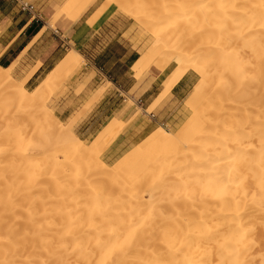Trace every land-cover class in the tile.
Masks as SVG:
<instances>
[{"label": "bare ground", "instance_id": "obj_1", "mask_svg": "<svg viewBox=\"0 0 264 264\" xmlns=\"http://www.w3.org/2000/svg\"><path fill=\"white\" fill-rule=\"evenodd\" d=\"M113 6L156 39L133 70L169 54L165 93L199 75L191 116L109 167L45 103L82 67L78 50L32 92L0 64V264H264V0H107L88 27Z\"/></svg>", "mask_w": 264, "mask_h": 264}, {"label": "rangeland", "instance_id": "obj_2", "mask_svg": "<svg viewBox=\"0 0 264 264\" xmlns=\"http://www.w3.org/2000/svg\"><path fill=\"white\" fill-rule=\"evenodd\" d=\"M67 1L21 0L23 9L14 12L20 15L26 10V16L39 17L43 30L29 44L33 51L27 54V49L8 65H11L16 82L32 92L68 50H78L84 57L82 67L63 81L55 94L45 98V103L63 123L73 124V131L90 152L112 167L158 127L176 132L183 126L191 116L187 102L199 75L193 71L187 73L185 92L177 99L173 98L171 92L163 91L164 75L157 78L158 73H170L177 65L173 60L166 68L161 67L169 54L140 73L131 68L133 61L156 42L145 24L113 6L102 13L101 23L90 28L87 21L105 6L107 0H89V5L77 19L61 10V5ZM5 28L6 25L0 30V36L2 30L7 33L0 38L3 44L13 32ZM97 56L103 60V63L98 61L99 64H105L104 73L94 67ZM32 57L37 61L32 62ZM116 58L121 59L117 61ZM43 59L41 70L25 82L26 75L38 69ZM199 60L206 62L203 58ZM232 81L227 87L229 94L219 97L232 98V89L236 88V81ZM151 84L150 91L142 94ZM150 95H154L153 101L147 106ZM113 118L118 119L119 130L93 146V140Z\"/></svg>", "mask_w": 264, "mask_h": 264}, {"label": "crops", "instance_id": "obj_3", "mask_svg": "<svg viewBox=\"0 0 264 264\" xmlns=\"http://www.w3.org/2000/svg\"><path fill=\"white\" fill-rule=\"evenodd\" d=\"M23 3L24 2H21V0H0V30L3 29L5 25H6L5 29L13 30L11 35L9 34L10 39H8L4 44H3V40L0 39V46L1 45L3 46L2 50L0 51V64L1 65L2 64L7 65L13 60H15L21 53H23L25 48L29 46V44L33 41V39L42 30V26L40 25L41 20L39 17L35 15L26 16V14L28 13V11L26 10H24L25 12H23L20 15L14 12V11H20V9L22 10ZM2 31L3 32H1L0 38L7 35V33H5V30H2ZM31 51H33V46L28 48L27 54H29ZM117 59L120 60L121 58H116V60ZM31 60L32 62L37 61V59H34L33 57L31 58ZM98 61L103 63V60H101V58L97 56L95 58V61L93 62L94 67L96 68L98 72L101 71L102 73H104L105 64L101 65V63L99 64ZM43 64H44V59L42 61V65L34 72L33 75H36L41 70ZM168 74L170 73L160 72L157 74V78L164 75L163 78L165 79ZM187 77L188 76L185 75L183 79L173 88V90L171 91L173 98L177 99L185 92L186 86L188 85ZM151 88H152V84L148 88H146L142 92V94L148 93ZM153 96L154 95L149 96V101H148L147 106H149L151 102L153 101ZM153 115H156V114H153Z\"/></svg>", "mask_w": 264, "mask_h": 264}, {"label": "trees", "instance_id": "obj_4", "mask_svg": "<svg viewBox=\"0 0 264 264\" xmlns=\"http://www.w3.org/2000/svg\"><path fill=\"white\" fill-rule=\"evenodd\" d=\"M31 28H32V27H31ZM31 28H30V29H31ZM30 29H29V30H30ZM2 65H3V66H7L8 64H7V65H5V64H2Z\"/></svg>", "mask_w": 264, "mask_h": 264}]
</instances>
